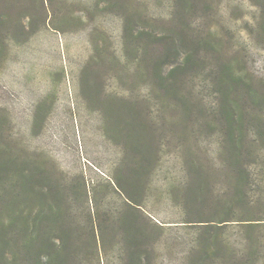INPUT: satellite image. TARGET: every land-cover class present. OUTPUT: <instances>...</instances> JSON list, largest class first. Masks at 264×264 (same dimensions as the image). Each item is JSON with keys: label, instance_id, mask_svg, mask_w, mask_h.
Segmentation results:
<instances>
[{"label": "rangeland", "instance_id": "374dc122", "mask_svg": "<svg viewBox=\"0 0 264 264\" xmlns=\"http://www.w3.org/2000/svg\"><path fill=\"white\" fill-rule=\"evenodd\" d=\"M174 1L0 0V143L36 161L40 177L51 178L42 181L43 188L58 187L73 202L79 196L72 207L80 220L94 207L109 224L125 199L112 181L124 156L118 138L131 137L157 153L137 160L146 165L142 173L149 172L134 178L130 189L149 237L142 248L150 264H187L202 233L208 239L202 264H264V0H179L180 22L173 20ZM123 14L142 19L137 28L153 24L158 32L166 30L164 50L179 45L201 56L196 67L182 70L189 81L187 101L196 107L191 118L174 117L177 131L141 78L121 82L115 75L134 68V56L123 51ZM149 41L145 31L132 46ZM94 53L101 60L87 79L99 100L95 107L82 93V71ZM219 59L235 62L241 77L233 86L231 77L224 80L229 98L237 100L233 118L222 109L227 100L209 83ZM164 60L168 68L181 63L178 55ZM105 102L129 108L111 128L101 111ZM230 125L256 148L240 160L249 177L247 199L238 206L247 214L221 222L204 214L215 198L230 200L226 180L239 170L236 164L227 170L217 154ZM188 131L193 135L182 143L180 134ZM180 142L191 148L203 172L191 219L182 205L186 172ZM78 184L73 193L64 188ZM83 184L92 203L86 195L81 199ZM116 236L108 235L105 264H115Z\"/></svg>", "mask_w": 264, "mask_h": 264}, {"label": "trees", "instance_id": "16d2710c", "mask_svg": "<svg viewBox=\"0 0 264 264\" xmlns=\"http://www.w3.org/2000/svg\"><path fill=\"white\" fill-rule=\"evenodd\" d=\"M179 4V0L174 1L173 20L178 22H180ZM122 20L124 55L134 56V68L132 72L120 70L115 75L121 82L125 77L133 81L141 78L147 86L149 96L156 100L155 106L159 113L170 115L173 118L169 121L170 126L176 130L178 121L174 117L178 120L183 116L191 118L196 107L195 104L187 101L185 92L189 81L182 77V70L196 67L201 56L196 50L189 47L182 50L179 45L164 50L161 42L168 35L166 30L158 32L153 24L147 30H145L147 26L137 28L142 25L140 22L142 19L127 14L122 15ZM179 25L182 27L181 23ZM145 31L151 41L132 46L133 41ZM184 37L187 40V35ZM173 55H178L181 63L168 68L169 64L164 59ZM100 60V56L94 53L82 71V93L88 103L94 107L98 105L99 100L91 92L87 78L93 66ZM121 66L124 67V63L121 62ZM234 68L235 62L220 59L210 68L209 83L216 93L227 100L222 109L230 118L234 117L237 100L229 98L230 85H226L224 80L231 77L232 86L238 83L241 77L236 76ZM219 82L221 86L218 88ZM101 107L110 128L116 116L129 111L128 107L118 102H105ZM186 135L193 134H189V131L186 134L181 133L182 143L187 138ZM118 140L119 143L124 144V156L113 172L112 181L125 199L114 220H109V224L99 217L100 211H96L94 207L90 208L85 218L80 220L72 207L79 196L73 202L72 196L61 192L58 187L43 188L40 185L42 181L47 182L51 178L40 177L43 171L40 172L41 168L36 161L33 162L18 150H14L12 144L1 141L0 264H105V259L109 258L107 249L110 233L120 238L115 264H150L149 252H145L144 247L142 248L149 237L140 221L139 210L133 205L134 192L130 189L133 190L134 178L146 176L149 172L145 169L142 173L146 165H142L144 163L137 160L151 159V156L154 158L157 153L151 147L144 148L131 137L127 140L122 138ZM181 142L178 147L186 172V190L182 196V205L186 209V215L191 219L195 210L196 190L200 189L203 172L191 148ZM252 148H256V144L244 142L243 136L230 125L219 144L217 154L220 159L227 162V170L231 172L232 164L238 165L239 170L236 171L237 175L228 176L226 180V193L230 196V200L215 198L204 215L224 222L231 215L247 214L243 206H238L240 201L247 199L245 187L248 185L249 177L247 168L244 164H240V160L245 153L251 152ZM83 186L85 192L80 193L81 199L88 195L86 185ZM64 188H70L73 193L79 190L80 184ZM88 199L87 197V203H92ZM207 241L206 234L204 236L203 233L200 234L197 246L187 255V264H202L200 259Z\"/></svg>", "mask_w": 264, "mask_h": 264}]
</instances>
